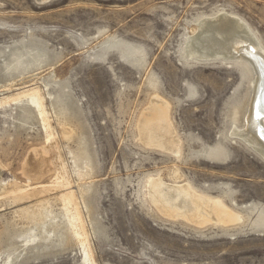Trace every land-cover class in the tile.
<instances>
[{"label":"rangeland","instance_id":"374dc122","mask_svg":"<svg viewBox=\"0 0 264 264\" xmlns=\"http://www.w3.org/2000/svg\"><path fill=\"white\" fill-rule=\"evenodd\" d=\"M221 11L264 46V0H0V98L41 91L95 264H264V228L253 223L264 210V160L230 131L245 126L254 69L183 51L198 22ZM156 94L170 103L179 155L140 139L139 117ZM50 141L30 99L0 109L2 181L25 191L31 151L58 160ZM218 149L223 159L212 158ZM157 177L250 216L227 226L167 217L148 192ZM14 201L0 195V264H85L59 200L42 223Z\"/></svg>","mask_w":264,"mask_h":264},{"label":"bare ground","instance_id":"6f19581e","mask_svg":"<svg viewBox=\"0 0 264 264\" xmlns=\"http://www.w3.org/2000/svg\"><path fill=\"white\" fill-rule=\"evenodd\" d=\"M239 17L224 11L202 20L200 18L194 35L186 39L183 51L188 58L200 61L232 62L236 59H247L251 63L255 79L250 111L244 128L233 123L230 131L249 144L264 160V46ZM21 61L22 59L18 63ZM25 98L30 99L37 107L47 133V140H51L50 143L53 141L49 149L55 151L58 160L52 161L51 156L46 154L40 156L43 151L38 150L40 155L31 151L21 166L22 176H25L27 183L24 186L25 191L15 180L6 183L0 176V195L12 192L15 196L14 202L22 206L19 212L34 223H42L49 217V203L52 198L59 200L66 214L70 234L83 249L84 263L95 264L88 246L85 219L79 207V198L74 191V183L72 185L66 161L61 158L57 141L50 132L45 99L41 91L34 87L27 88L14 96L0 98V109ZM147 106L138 120L137 129L141 141L150 147H159L179 155L180 139L172 121L170 103L156 94ZM70 155L72 156L71 151ZM225 155L224 150L218 149L211 156L223 159ZM173 175L178 176V172L175 171ZM47 178L50 183L42 185ZM148 190L155 207L170 218H182L198 226L209 224L227 226L247 220L244 213L230 207L223 198L202 193L191 183L166 184L161 177H157L150 180ZM25 200L26 203H21ZM253 223L256 228H264V210L257 214Z\"/></svg>","mask_w":264,"mask_h":264}]
</instances>
